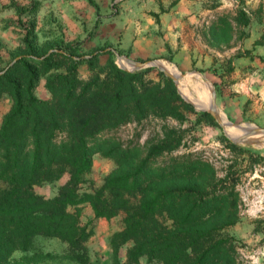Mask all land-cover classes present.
I'll return each mask as SVG.
<instances>
[{"label": "trees", "instance_id": "1", "mask_svg": "<svg viewBox=\"0 0 264 264\" xmlns=\"http://www.w3.org/2000/svg\"><path fill=\"white\" fill-rule=\"evenodd\" d=\"M28 36L32 31L22 39L27 52L0 71V93L11 100L0 122V264H89L84 244L91 233L79 224L78 210H66L79 205H88L95 219L123 215L122 229L108 239L110 264H138L141 257L158 264H234L230 238L219 233L236 220L238 177L231 166L217 178L173 126L162 125L142 146L138 136L122 143L105 135L149 119L181 125L197 115L173 82L155 68L123 71L110 51L103 52V67L81 80L78 67L95 70L101 53L76 61L51 52L34 60L28 57L36 54L34 37ZM60 67L64 73L45 81L50 100L38 98L39 73ZM198 116L211 121L208 113ZM94 154L115 167L100 187L80 191ZM64 175L52 197L34 191ZM36 238H56L66 248L43 252ZM128 242L121 263L119 250Z\"/></svg>", "mask_w": 264, "mask_h": 264}, {"label": "rangeland", "instance_id": "2", "mask_svg": "<svg viewBox=\"0 0 264 264\" xmlns=\"http://www.w3.org/2000/svg\"><path fill=\"white\" fill-rule=\"evenodd\" d=\"M189 4L194 14L192 22L185 18ZM171 7L180 16L178 20L167 22L164 32L160 30L162 26L156 12L162 13L164 8ZM134 9H141L145 16L134 15L132 21L127 15ZM139 26L145 29L141 31ZM146 29H150L147 37L164 41L165 52L149 59L132 60L124 49L118 48L117 33L128 30L138 35ZM28 30L33 35L28 39L34 37L36 46L35 56L28 57L34 60H41L51 52L70 54L76 61L101 53L95 70L85 64L78 67L81 80H87L103 67L107 58L103 55L105 51L111 52L115 64L116 55L126 59H119L124 67H127L125 61H157L170 75L188 76L190 80L172 82L175 89L176 86L179 89L176 92L180 98L191 105L197 115H190L181 125L170 120L149 119L140 125H124L105 135L122 143L138 136L135 141L142 146L147 139L153 140L159 135L162 125L173 126L183 131L188 151L200 153L214 166L217 178L231 166L229 170L238 177L234 186L238 199L236 220L219 233L230 238L234 264H264V137L244 135H258L248 131L250 126L264 129V0H0V71L27 52L22 39ZM108 35H113L114 40H106ZM164 35L169 38L164 40ZM152 47L157 48L156 45ZM187 49L188 54L185 53ZM146 68H155L167 77L156 67ZM64 72L63 67L40 72L35 95L49 101L45 81ZM197 72L207 82L195 74ZM150 79H155L154 73L150 74ZM197 94L204 100L210 99L215 114L237 125L232 127L240 133L219 126L209 113L210 122L199 118L198 114L204 112L201 109L208 106L202 108L198 104ZM10 106L9 96L1 92L0 122ZM227 142L236 147L231 148ZM114 167L112 160L94 154L90 170L83 175L80 191L100 187ZM66 178L64 175L51 184L35 187L34 191L52 197ZM2 187L0 182V189ZM226 188L227 184L217 185V189ZM66 210L70 213L78 210L79 224L86 225L91 233L84 244L89 264H110L108 239L122 229L123 215L108 220L95 219L88 205ZM35 242L43 252L61 253L66 248V244L56 238H36ZM130 245L128 242L120 248L121 263L126 261L125 253ZM18 255L16 252L13 257ZM138 264L158 263L147 262L141 257Z\"/></svg>", "mask_w": 264, "mask_h": 264}, {"label": "crops", "instance_id": "3", "mask_svg": "<svg viewBox=\"0 0 264 264\" xmlns=\"http://www.w3.org/2000/svg\"><path fill=\"white\" fill-rule=\"evenodd\" d=\"M194 3V2H191ZM191 4L188 5V11L185 14V18L188 22H192V18L194 14L192 13L193 10L191 8ZM156 12V11H155ZM157 18L159 22L161 23V28L160 30L162 31H167L166 30V23L169 21H175L178 20L179 18V13H177L176 9L174 7L169 8L168 10L166 8L163 9L162 13L156 12ZM118 15V14H117ZM134 15L137 16H145V14L141 11V9L138 10H130V13H128L127 16H129V19L132 21L135 19ZM139 29L143 31L145 28L140 27ZM150 29H146V31L143 33H138V35L134 32L131 31H121L120 33H117V42L118 48L119 49H124L128 54V57L132 60L138 61V60H144V59H149L153 58L157 55L163 54L165 52L164 49V41L155 39L154 37L148 36L147 37V32H149ZM172 37V36H171ZM164 40L169 38L167 35L163 36ZM106 40H114L113 35L111 36H106ZM169 44H174L172 41H169ZM151 45H156L157 48L153 49L151 48ZM141 46H145L144 48H140ZM115 47V46H114ZM183 53V51H181ZM186 54L189 53L188 49L185 51Z\"/></svg>", "mask_w": 264, "mask_h": 264}, {"label": "water", "instance_id": "4", "mask_svg": "<svg viewBox=\"0 0 264 264\" xmlns=\"http://www.w3.org/2000/svg\"><path fill=\"white\" fill-rule=\"evenodd\" d=\"M121 57L116 55V59H117V62H116V65L118 68H120L121 70L123 71H126V72H134V71H138V70H141L143 68H146V67H156L158 68L160 71H162L169 79H171V81H173L175 84V78L170 75V74H167L164 70H162L159 66H158V62L157 61H146V62H132V61H129L131 62L133 65L130 66V67H124L122 65V63L119 62V59ZM197 75H200V73H195ZM202 78V77H201ZM203 79V78H202ZM205 82H207L205 79H203ZM176 89L179 91V89L177 88L176 86ZM194 107V106H193ZM197 110V109H196ZM202 111L204 112H207L209 113V115L214 119V121L221 127H223V125H230V126H237V125H232L231 123H229L225 118L222 119H219L216 117L215 113L211 110H207V109H201ZM251 134H261V133H264V129L263 128H257V127H254V126H250V129L248 130Z\"/></svg>", "mask_w": 264, "mask_h": 264}, {"label": "bare ground", "instance_id": "5", "mask_svg": "<svg viewBox=\"0 0 264 264\" xmlns=\"http://www.w3.org/2000/svg\"><path fill=\"white\" fill-rule=\"evenodd\" d=\"M121 61L122 60H126V59H123V58H121L120 59ZM124 63V65L125 66H127V67H130V66H132L133 64L132 63H130V62H127V61H125V62H123ZM159 66V65H158ZM160 67V66H159ZM161 68V67H160ZM166 71V70H165ZM167 72V71H166ZM167 73H169V72H167ZM170 74V73H169ZM174 78H175V81H177V80H180V79H189V77L187 76L186 78H184V77H181V75H180V73H175V74H171ZM190 80V79H189ZM191 87V86H190ZM206 87V86H205ZM197 91V90H196ZM206 94H207V91H206ZM197 96H198V99H199V101H197L198 102V104L202 107V108H204V107H207L208 106V108H207V110H211V111H213V109L211 108V105H210V99H206V100H204L199 94H197ZM206 97H207V95H206ZM197 98V97H196ZM197 99V100H198ZM207 103V104H206ZM214 112V111H213ZM215 113V112H214ZM216 115V114H215ZM216 117L217 118H219L217 115H216ZM219 119H221V118H219ZM224 126V128H226V129H229V130H231V131H233V132H235V133H240V131L239 130H237V129H235V128H233L232 126H230V125H223ZM248 129V128H247ZM246 133V132H245ZM246 137H264V133H261V134H258V135H254V136H250V135H246V134H244ZM235 136V135H234Z\"/></svg>", "mask_w": 264, "mask_h": 264}]
</instances>
